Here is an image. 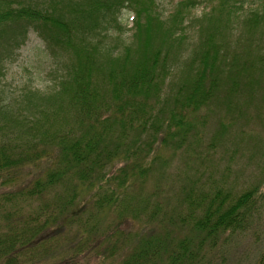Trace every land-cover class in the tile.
Returning <instances> with one entry per match:
<instances>
[{
  "label": "trees",
  "instance_id": "obj_1",
  "mask_svg": "<svg viewBox=\"0 0 264 264\" xmlns=\"http://www.w3.org/2000/svg\"><path fill=\"white\" fill-rule=\"evenodd\" d=\"M199 2L177 0L163 18L158 0H0V65L32 28L57 62L48 91L0 96V264H264L260 186L191 188L174 209L133 194L165 151L192 146L222 90L239 107L223 31L233 16L256 31L264 3L245 11L217 0L180 62L185 16ZM125 9L134 31L117 50L107 38ZM175 66L182 79L168 85Z\"/></svg>",
  "mask_w": 264,
  "mask_h": 264
},
{
  "label": "rangeland",
  "instance_id": "obj_2",
  "mask_svg": "<svg viewBox=\"0 0 264 264\" xmlns=\"http://www.w3.org/2000/svg\"><path fill=\"white\" fill-rule=\"evenodd\" d=\"M176 1L158 0L163 18L175 10ZM197 1L200 4L186 13V28L179 35L184 43L180 62L191 54L199 42L201 25L206 23L203 15L217 2ZM238 2L245 11L262 8L264 3L263 0ZM134 16L133 11L123 10L119 18L121 29L107 38L110 47L123 50L124 42L131 40ZM233 17L223 35H226L224 48L230 49L228 58L235 64V67L229 68L240 84L238 89L242 96L239 107L228 89L222 90L216 104L211 103L202 111L196 129L188 138L192 146L165 151L163 161L154 166L146 182L133 194L151 196L153 201L170 209L182 207L185 193L191 188L197 192L222 188L240 193L260 186L264 194V73L258 75L257 72L264 64V25L250 33L244 29L240 19ZM219 40L222 41V38ZM8 55L0 65V96L17 100L27 90L45 92L55 83L54 63L57 62H54L44 39L33 28L25 41ZM242 59L248 62H242ZM239 70L244 72L240 76L236 75ZM183 73L182 67L175 66L168 85L179 82ZM122 165L115 163L113 171L117 172ZM251 241L252 237L248 236V248L255 243Z\"/></svg>",
  "mask_w": 264,
  "mask_h": 264
}]
</instances>
